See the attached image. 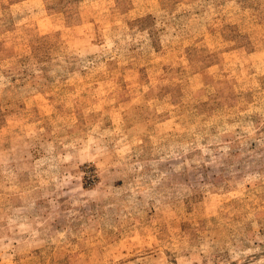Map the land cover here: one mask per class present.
Returning a JSON list of instances; mask_svg holds the SVG:
<instances>
[{
	"label": "rangeland",
	"instance_id": "1",
	"mask_svg": "<svg viewBox=\"0 0 264 264\" xmlns=\"http://www.w3.org/2000/svg\"><path fill=\"white\" fill-rule=\"evenodd\" d=\"M0 264H264V0H0Z\"/></svg>",
	"mask_w": 264,
	"mask_h": 264
}]
</instances>
